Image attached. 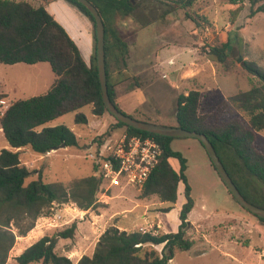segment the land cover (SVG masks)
I'll return each instance as SVG.
<instances>
[{
    "label": "rangeland",
    "instance_id": "obj_1",
    "mask_svg": "<svg viewBox=\"0 0 264 264\" xmlns=\"http://www.w3.org/2000/svg\"><path fill=\"white\" fill-rule=\"evenodd\" d=\"M28 1L35 4L38 0ZM134 2V11L118 21L129 42V78L118 86L115 100L127 114L174 126L175 104L180 93L198 90L199 112L210 114L225 97L260 83L237 57L254 60L264 67V13L250 15L251 9L264 0H196L187 9L167 1ZM53 10L75 32L74 36L86 42L87 19L78 7L67 1L63 5L54 4ZM224 43L229 45L225 62L199 53L203 45L219 47ZM25 65L31 67L27 73L32 71L33 78H37L40 64ZM4 67L5 64H0V68ZM109 80L112 84L117 82L114 71ZM37 92L39 88L30 81L19 90L11 91L7 102L28 98ZM3 101L6 105V100ZM91 109V105H86L77 111L86 116V123H77V112H68L46 124L70 128L76 135V146L61 147L45 155L26 146L20 153L21 162L32 171L38 170L44 182L68 184L75 178L99 174L94 168L96 160L90 154L95 156L101 145L119 138L124 130H114L99 146L96 140L115 119L109 113L95 115ZM234 116L247 119L240 111L223 118ZM3 144L7 143L0 132V146ZM255 145L264 153V128L256 131ZM171 146L187 159L186 176L194 206L188 214L190 227L186 231L193 245L189 250L175 251L170 264H264V222L232 199L196 138H175ZM37 177L38 173L33 172L26 182ZM183 189L180 183L176 202L171 204L161 202L155 195L142 197L141 188L124 180L118 184L106 180L97 193L99 205L92 209H80L72 202L53 203L46 215L37 218L33 229L25 236H16L6 264H14L15 256L43 235H53L72 223L76 224L74 236L58 239L55 252L69 257L73 264L83 255H92L99 236L109 226L128 232H175L184 201ZM166 207H169L167 212ZM13 230L17 232L14 226ZM153 247L160 252L163 244Z\"/></svg>",
    "mask_w": 264,
    "mask_h": 264
},
{
    "label": "trees",
    "instance_id": "obj_2",
    "mask_svg": "<svg viewBox=\"0 0 264 264\" xmlns=\"http://www.w3.org/2000/svg\"><path fill=\"white\" fill-rule=\"evenodd\" d=\"M48 1L39 0L34 4L28 0H0V63L46 62L54 74L53 82L45 93L11 101L0 116L2 135L14 149L0 150V264H6L16 236H25L33 229L37 218L46 215L53 203L72 202L80 209H92L99 205L97 193L106 181L102 173H95L75 178L68 184L61 181L44 182L38 170H30L20 159L19 148L26 146L45 155L52 150L78 144L75 133L67 126H45L53 119L68 112H77L86 105H91V111L95 115L109 113L102 101L96 66L93 16L77 0H67L78 7L92 24L93 50L87 63L64 27L47 11L45 6ZM89 1L97 8L104 24L108 94L116 107L126 113L116 103L114 85L109 79L113 71L125 74V79L129 78V42L119 28L118 21L134 11L135 0ZM158 1L171 2L180 9H187L196 0ZM255 12L264 13V3L251 9L250 15ZM188 17L198 24L193 17ZM205 46L199 49L201 55L219 62H225L229 57L228 43L219 47ZM237 60L260 83L225 97L210 114L199 112L198 90L180 93L175 104L174 126L205 134L240 193L248 201L264 208V153L255 145L256 131L264 128V67L242 56H238ZM4 97L0 93V101ZM235 111L243 112L247 119L240 116L224 119ZM128 115L158 123L146 116L142 118ZM75 121L86 123L87 119L84 114L77 112ZM116 129H123L127 136L151 137L159 143L160 153L141 187V196L155 195L161 202L174 204L178 185L183 183L184 201L178 212V229L166 233L139 230L128 232L109 226L99 236L92 255H83L75 264H170L175 251L189 250L193 245V241L186 236L187 228L190 227L188 214L194 206L186 176L187 159L171 146L172 141L180 137L138 130L115 119L103 135L98 137L97 144L100 146L102 139ZM207 158L213 168L208 156ZM94 168L95 172L100 170L99 164L94 163ZM114 169H117L116 163ZM33 172L38 173L37 179L26 182ZM228 193L231 195L229 191ZM231 197L238 203L232 195ZM164 210L169 211V207ZM257 218L264 222V218ZM13 226L17 232L13 230ZM75 230L76 224L72 223L53 235H43L15 256L14 264H73L69 257L57 254L55 246L60 238H72ZM160 244L163 247L158 252L153 246Z\"/></svg>",
    "mask_w": 264,
    "mask_h": 264
},
{
    "label": "water",
    "instance_id": "obj_3",
    "mask_svg": "<svg viewBox=\"0 0 264 264\" xmlns=\"http://www.w3.org/2000/svg\"><path fill=\"white\" fill-rule=\"evenodd\" d=\"M79 3L84 5L94 18L95 22V35H96V66L98 77L101 86L102 101L107 111L116 119L124 124L131 126L135 129L147 131L159 135L171 136V137H194L196 138L203 148L210 162L213 165L214 170L217 172L222 182L226 186L227 190L236 199V201L247 211L253 215L264 218V208L260 207L250 201H248L239 191L236 184L233 182L232 178L228 174L223 163L219 159L214 146L212 145L209 138L203 134L196 131H191L178 126L164 125L149 121H144L140 119L133 118L126 113L120 111L116 105L111 101L108 94L107 77H106V66H105V29L102 18L97 10V8L89 0H77Z\"/></svg>",
    "mask_w": 264,
    "mask_h": 264
},
{
    "label": "built area",
    "instance_id": "obj_4",
    "mask_svg": "<svg viewBox=\"0 0 264 264\" xmlns=\"http://www.w3.org/2000/svg\"><path fill=\"white\" fill-rule=\"evenodd\" d=\"M3 102L0 101V116L6 109ZM101 146L95 156L90 154L96 160L95 163L99 164L98 173H102L103 177L112 183L118 184L124 180L127 184L139 188L145 183L160 153V145L154 138L127 136L125 133ZM114 163L117 164L116 170Z\"/></svg>",
    "mask_w": 264,
    "mask_h": 264
},
{
    "label": "crops",
    "instance_id": "obj_5",
    "mask_svg": "<svg viewBox=\"0 0 264 264\" xmlns=\"http://www.w3.org/2000/svg\"><path fill=\"white\" fill-rule=\"evenodd\" d=\"M65 1L66 0H55L54 2H48L45 7H46L47 11L50 14H52L54 16V18L64 27V29L69 34V36L76 43L84 61L89 63L90 58H91V54H92V50H93L92 24H91L90 20L88 19V17L81 12L83 14V16L87 19V30H86L87 39H86V42H83L81 40V38L74 36L75 32L72 31L68 26L63 24L61 22V20L58 18L56 11L53 10L54 4L63 5V4H66L67 1L66 2ZM124 24H126V22H124ZM119 28L122 31V28L120 25H119ZM45 63L46 62H38V63L31 64V65H35V66H36V64H40L36 70L38 73L37 78H33L32 74H31L32 71H29L27 73V68H31V67H26V65H25L26 63L20 62V63H14V64H5L6 67L0 68V93L5 95V97L3 99L6 100V102H7V99L10 95L9 93L11 91L15 92V91L19 90L21 88L22 84L24 85L25 83L30 82V81L33 82V84L39 88V92H37L36 94H32V96L45 93L49 89V87L51 86L53 79H54V74H53L51 68L47 67L45 65ZM0 64H2V63H0ZM114 75L116 76V80H117V82L113 84L114 89H115V95H116V93L118 94V90H117L118 86H120V84L123 81H125V74L123 75V74H120L118 72H114ZM6 77H9L10 79L8 80V79H6ZM116 97H115V99H116ZM20 99H25V98H20ZM13 100H17V99L14 98ZM13 100H8V102L6 103V106ZM45 126H48V125L45 124ZM0 132H1V128H0ZM1 134H2V132H1ZM6 143H7V141H6ZM2 148L13 149L8 145V143L1 145L0 150ZM19 149L21 152L24 150V148H19ZM15 150H18V149H15Z\"/></svg>",
    "mask_w": 264,
    "mask_h": 264
}]
</instances>
